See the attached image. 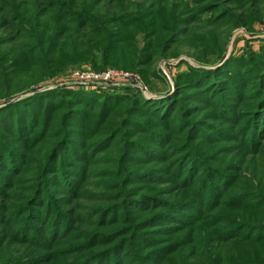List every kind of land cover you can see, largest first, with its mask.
Here are the masks:
<instances>
[{"label":"trees","instance_id":"1","mask_svg":"<svg viewBox=\"0 0 264 264\" xmlns=\"http://www.w3.org/2000/svg\"><path fill=\"white\" fill-rule=\"evenodd\" d=\"M126 2L0 0V96L65 45L128 70L183 47L209 66L162 97L61 86L0 107V264H264V38L226 58L264 0Z\"/></svg>","mask_w":264,"mask_h":264},{"label":"rangeland","instance_id":"2","mask_svg":"<svg viewBox=\"0 0 264 264\" xmlns=\"http://www.w3.org/2000/svg\"><path fill=\"white\" fill-rule=\"evenodd\" d=\"M127 6L129 8H133V1H141L148 4L152 0H126ZM191 1V0H187ZM263 10L264 16V5L261 6ZM5 32L0 30V36H5ZM261 38H264V23L255 22L253 24V30L247 31L244 27L236 28L232 31L229 40L227 42V51L226 56L232 52L234 54H239L245 45L251 46L253 50H257L261 44ZM247 40L249 41L248 43ZM142 38V35H139L136 40L135 46L137 49H142L145 44ZM104 46L99 45L97 48L92 47L89 49L86 46H81L80 48H71L69 45H65L59 52L57 57L56 64L53 69V73L43 77L35 83H31L29 85V90L17 91L14 90L13 86H9L7 90H11L9 95H1L0 96V107L5 106L8 102L16 101L26 96H29L36 91H43L47 89H55L61 86H66L71 90H84L87 92L94 93H118L124 94V89L121 86H113V85H95L90 87H82L69 83L70 74L78 69L87 70V71H95V72H105L108 70L119 71V72H129L136 74L140 77L141 84H143V89H139L140 92L143 93L145 97L155 98L162 97L166 94H171L174 91L175 84L174 78L179 73L184 71L187 68L186 63H189L193 66H203L209 68V66L198 64L195 59L189 56L188 51L191 52L187 47H183V53H179L178 55H173L170 57L164 56H154L153 60L148 64L136 65L134 58V66L133 70L125 69L122 65L124 61L120 62V60H124L119 56L118 64H111L105 60L103 57ZM127 61V59H125ZM184 61V62H183ZM113 62H116L113 60ZM123 67V68H122ZM4 89V88H3ZM144 90V91H143ZM5 91V90H4ZM10 97V98H8ZM264 150V148H263ZM263 155L258 154L257 159L260 157H264V151H262ZM112 155V154H111ZM115 153H113V156ZM250 156V155H249ZM248 156V157H249ZM256 159V158H255ZM252 168H249V170ZM248 170V171H249ZM251 173V170H250ZM244 174L249 175V172H245ZM100 175V174H99ZM115 178H106V182L103 185H109L108 187H112L114 184ZM100 177H91L90 184L93 183V190L95 185H98L97 181H100ZM90 187V186H88ZM98 189L97 187L95 188ZM97 192V191H95ZM92 194L97 195V193ZM86 197V198H85ZM84 198L87 202L91 201V196L85 194L81 201H84ZM84 201V203H86Z\"/></svg>","mask_w":264,"mask_h":264},{"label":"built area","instance_id":"3","mask_svg":"<svg viewBox=\"0 0 264 264\" xmlns=\"http://www.w3.org/2000/svg\"><path fill=\"white\" fill-rule=\"evenodd\" d=\"M69 80L70 84L82 87L116 84L113 86H130L140 90L144 88L138 75L129 72H119L113 70L95 72L78 69L70 74Z\"/></svg>","mask_w":264,"mask_h":264},{"label":"water","instance_id":"4","mask_svg":"<svg viewBox=\"0 0 264 264\" xmlns=\"http://www.w3.org/2000/svg\"><path fill=\"white\" fill-rule=\"evenodd\" d=\"M228 56H226V58H227Z\"/></svg>","mask_w":264,"mask_h":264}]
</instances>
